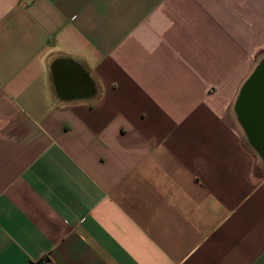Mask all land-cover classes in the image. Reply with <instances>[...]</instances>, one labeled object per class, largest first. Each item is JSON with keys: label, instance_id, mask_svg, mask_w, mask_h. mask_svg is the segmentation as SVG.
I'll return each instance as SVG.
<instances>
[{"label": "crops", "instance_id": "1", "mask_svg": "<svg viewBox=\"0 0 264 264\" xmlns=\"http://www.w3.org/2000/svg\"><path fill=\"white\" fill-rule=\"evenodd\" d=\"M263 58L264 0H0V264H264Z\"/></svg>", "mask_w": 264, "mask_h": 264}, {"label": "water", "instance_id": "2", "mask_svg": "<svg viewBox=\"0 0 264 264\" xmlns=\"http://www.w3.org/2000/svg\"><path fill=\"white\" fill-rule=\"evenodd\" d=\"M66 69L75 74H83L86 79L87 94H92V85L89 83L88 73L84 71L82 66L71 59L59 58L53 64V71L59 78V85L63 88V76L66 75ZM264 58L256 66L253 73L246 80L241 88L239 98L237 100V110L243 120L249 136L253 141L259 138L260 124H264ZM258 131V132H257ZM258 135V136H257ZM258 143L259 140L255 141Z\"/></svg>", "mask_w": 264, "mask_h": 264}, {"label": "built area", "instance_id": "3", "mask_svg": "<svg viewBox=\"0 0 264 264\" xmlns=\"http://www.w3.org/2000/svg\"><path fill=\"white\" fill-rule=\"evenodd\" d=\"M51 260L49 259V257H44L43 260L41 261L40 264H50Z\"/></svg>", "mask_w": 264, "mask_h": 264}]
</instances>
